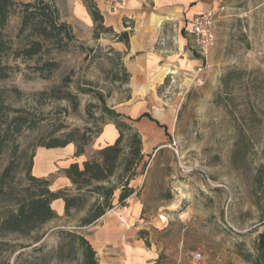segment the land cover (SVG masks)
Returning <instances> with one entry per match:
<instances>
[{"label":"rangeland","instance_id":"obj_1","mask_svg":"<svg viewBox=\"0 0 264 264\" xmlns=\"http://www.w3.org/2000/svg\"><path fill=\"white\" fill-rule=\"evenodd\" d=\"M94 1L104 16V0ZM52 2L76 38L63 48L43 41L30 58L16 57L14 51L33 39L29 29L20 33L19 4L2 30L9 49L0 52L6 72L0 75V101L10 117L22 114L27 123L16 136L17 151L0 154V172L13 161L18 187L31 154V173L48 178L52 189L63 186L62 168L74 154L69 147L44 151L49 148L38 144L73 128L98 130L102 104L117 109L120 103L143 97L132 98L130 78L126 81L120 68V63L125 66L124 43L116 40L114 27L98 29L94 38L96 27L85 0ZM214 4L211 67L196 84L191 81L192 66L183 64L155 88L151 113L158 116V107L169 116L167 134L155 127L158 134L142 142L146 166L131 181L135 192L126 205L81 228L99 264H251L246 256L256 254L264 228V170L262 185L254 179L258 168H264V0ZM122 22L132 32L134 21L124 16ZM104 25L111 26L106 21ZM164 27L161 51L183 62L181 51L169 46L174 24ZM47 61L57 64L51 72L40 69ZM228 73L224 84L222 77ZM71 95L76 96L75 105ZM94 148L96 137L85 150L91 156ZM53 209L56 212L55 204ZM57 216L30 235H42L38 243L17 234L1 238L6 243L1 245L0 264H77L51 257L57 230L75 226L79 217ZM27 242L32 245L20 247ZM39 246L42 251L36 250ZM195 252L200 257L193 258Z\"/></svg>","mask_w":264,"mask_h":264},{"label":"trees","instance_id":"obj_2","mask_svg":"<svg viewBox=\"0 0 264 264\" xmlns=\"http://www.w3.org/2000/svg\"><path fill=\"white\" fill-rule=\"evenodd\" d=\"M85 1L88 14L96 27L94 38H98L100 28L113 31L112 26L104 25L103 13L96 2ZM17 4L23 7L20 33L29 29L33 39L25 47L14 51L16 57L30 58L41 50L43 41H54L59 48H63L76 39L71 25L60 19L58 8L52 0L28 2L0 0V52L9 49L4 43L2 30ZM130 32L128 30L113 32L116 40L123 42L127 49ZM56 65V62L47 61L40 69L51 72ZM120 68L128 81L130 73L123 63H120ZM3 69L0 65L1 76L6 75ZM229 76L230 73L222 77L224 84H227ZM71 97L75 105L76 96ZM99 110V118L103 125L107 121H112L117 130V137L81 163L74 161L62 168V173L70 182L69 186L52 189L48 178L32 174L34 154H31L27 161L21 187L13 182L14 162L10 161L4 166L0 172V249L1 245L6 243L1 238L10 234L27 236L33 244L40 242L42 235H30L46 222L58 217L51 204L56 199H62L64 216L72 217L73 214H78L79 217L75 226L57 230L58 241L51 251V257L58 261H75L77 264H99L97 251L81 228L94 223L113 207L125 206L127 199L135 192L131 181L141 174L146 166L143 161L140 132L105 103ZM8 112V106L0 101V154L7 149L12 153L17 151L16 136L27 123L26 117L22 114L10 117ZM27 125L31 127L30 124ZM103 125L95 131L88 126L82 130L73 128L60 135L51 136L46 142L38 145L44 148H57L72 143L75 147L74 156H78L85 151L92 137L100 135ZM263 170V167H259L254 177L259 185L263 184ZM261 224L264 225V219ZM32 243L27 242L20 247H29ZM255 249L256 254L253 256L248 253L246 259L251 264H264V228L258 234ZM36 250L42 251L43 246L37 247Z\"/></svg>","mask_w":264,"mask_h":264},{"label":"crops","instance_id":"obj_3","mask_svg":"<svg viewBox=\"0 0 264 264\" xmlns=\"http://www.w3.org/2000/svg\"><path fill=\"white\" fill-rule=\"evenodd\" d=\"M215 0H104V21L113 26L117 32L127 30L122 22V17H127L134 21L132 32L129 34V48L125 49V67L130 73V85L133 87V96H143L141 99H129L120 103L119 108L114 109L124 119L131 122L134 127L145 138L155 134L162 128L163 133L167 134L166 119L169 117L166 113L160 112L158 108L155 116L151 113L153 96L156 95L155 88L162 82L168 73H175L182 69L183 64H190L193 70L198 63V55L194 47L193 38L189 34V28L192 20L199 14L212 12L215 13ZM173 23L175 26V36L170 41L172 48H178L185 57L176 61L175 54H166L161 51L163 44L162 35L165 29L164 25ZM176 24V25H175ZM191 75V77H192ZM192 81V78H191ZM133 99L135 98L132 97ZM153 112V111H152ZM162 120H160L161 118ZM117 137V130L112 121H107L102 128V132L96 137V148H101L107 143H112ZM157 140V139H156ZM155 140V141H156ZM69 147V151L74 154L75 147L72 143L64 147L49 148L45 150H61ZM90 153L85 150L82 154L75 156L70 161H82L90 157ZM66 164L63 166L66 167ZM42 177V176H40ZM64 185L69 186L70 182L64 176ZM60 186V187H63ZM59 188V187H56ZM54 188V189H56ZM57 206L56 213H64V202L62 199H56L52 202ZM104 218V215L100 217Z\"/></svg>","mask_w":264,"mask_h":264},{"label":"built area","instance_id":"obj_4","mask_svg":"<svg viewBox=\"0 0 264 264\" xmlns=\"http://www.w3.org/2000/svg\"><path fill=\"white\" fill-rule=\"evenodd\" d=\"M189 34L193 38L195 50L198 55V63L194 67L192 82L201 83L200 75L211 67L209 54L215 45V19L214 13H202L197 15L191 22ZM200 257V254L195 252L193 258Z\"/></svg>","mask_w":264,"mask_h":264}]
</instances>
